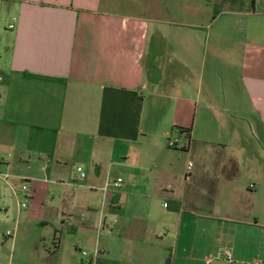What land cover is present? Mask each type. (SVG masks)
<instances>
[{"label":"crops","instance_id":"obj_1","mask_svg":"<svg viewBox=\"0 0 264 264\" xmlns=\"http://www.w3.org/2000/svg\"><path fill=\"white\" fill-rule=\"evenodd\" d=\"M213 1L235 19L207 25L211 0H0L4 168L64 182L80 264H264V182L237 184L264 136V0Z\"/></svg>","mask_w":264,"mask_h":264},{"label":"rangeland","instance_id":"obj_2","mask_svg":"<svg viewBox=\"0 0 264 264\" xmlns=\"http://www.w3.org/2000/svg\"><path fill=\"white\" fill-rule=\"evenodd\" d=\"M211 2L206 7L207 25L218 16L229 20L228 23L235 19V16L229 14L232 10L224 8L228 5H218L219 10L214 6L216 2L213 0ZM210 60L211 56L207 55V63ZM238 71L237 69L236 73ZM170 138L180 139L178 146L182 150L185 144L182 135L179 136L174 132ZM246 146L247 153L242 154L239 149L237 157L239 161L251 166L253 172L250 173L251 167H249L248 171L244 169L238 176L237 184L241 191H249V186L256 184V178L264 182V136L259 133L251 134ZM10 153L7 148L0 149V164H2L0 165V264H65L62 262L65 258L68 264H80L81 260L87 261L92 252L85 244L83 234L79 236L83 240L80 241L72 230L71 218L56 212L61 205L60 187L58 188L57 184L64 182L52 178V181L57 184H45L41 180L40 170L36 168L33 171L29 170L22 163H16L11 171L7 172L4 168L7 163L4 162L14 158ZM77 167H81L84 173L90 171L78 161L74 164V172L78 169ZM31 173L33 174L30 175ZM24 185L28 188L27 192L22 191ZM75 213L79 220L87 222V216L79 207ZM7 234L13 235V238L4 239ZM78 241L82 251L89 254L88 257H83L81 252L76 251L75 245ZM59 242H62V250L57 251L55 245Z\"/></svg>","mask_w":264,"mask_h":264},{"label":"built area","instance_id":"obj_3","mask_svg":"<svg viewBox=\"0 0 264 264\" xmlns=\"http://www.w3.org/2000/svg\"><path fill=\"white\" fill-rule=\"evenodd\" d=\"M9 29H11V30L14 29V26L11 25V26L9 27ZM0 80H1V78H0ZM175 145H176V143H175V141H173V140H170V141L168 142V146H169V147H174ZM77 171L81 174L82 178L85 177V173L83 172V170H82L81 168H78ZM113 185H114L115 187H121V186L123 185V179H121V178L116 179V180L113 182ZM22 191L27 192V191H28L27 186L24 185V186L22 187ZM167 206H168V205H165V207H167ZM102 229H103V228L101 227L100 230H102ZM99 233H100V232H99ZM6 238H13V235L11 236L10 234H7L6 237H5L4 239H6ZM81 254L83 255V257H88V253H87V252H84V251L81 250ZM221 256L224 257L225 259H227L228 261H231V253L221 254ZM88 264H92V262H88Z\"/></svg>","mask_w":264,"mask_h":264},{"label":"trees","instance_id":"obj_4","mask_svg":"<svg viewBox=\"0 0 264 264\" xmlns=\"http://www.w3.org/2000/svg\"><path fill=\"white\" fill-rule=\"evenodd\" d=\"M177 129H179L182 133H183V132H186V133H187L188 131H190V130H182V129H180V128H176V127L173 128V130H177ZM166 264H171V260H170V259L167 260Z\"/></svg>","mask_w":264,"mask_h":264}]
</instances>
